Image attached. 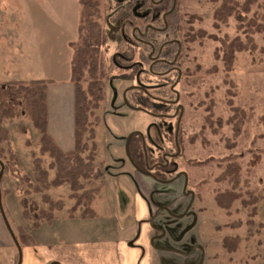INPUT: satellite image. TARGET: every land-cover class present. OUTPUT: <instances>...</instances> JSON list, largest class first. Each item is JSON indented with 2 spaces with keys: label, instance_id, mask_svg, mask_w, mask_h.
<instances>
[{
  "label": "rangeland",
  "instance_id": "374dc122",
  "mask_svg": "<svg viewBox=\"0 0 264 264\" xmlns=\"http://www.w3.org/2000/svg\"><path fill=\"white\" fill-rule=\"evenodd\" d=\"M42 1L0 0V82L45 76L52 79L51 85L48 86L50 117L47 128L50 135L66 149L72 146L68 61L71 56L70 44L75 42L79 6L75 0H68L70 3L65 0H46V3L49 2V13L53 16L60 13V18L54 17L60 20L57 22L47 19L44 31L39 30L34 23L37 2ZM98 1L99 13L102 16L100 24L105 28L108 40L102 50V63L105 65L107 76L102 85L101 103L93 111L98 120L94 125L95 156L92 163L98 176L82 183L85 189L96 188V191L91 193L93 204L99 205L102 201L101 193L107 198L112 194L114 199L108 202L107 212L103 214L108 217L114 215L116 222L122 225L120 227L128 229L119 235L130 236L133 222L131 214L127 212L130 206H127L126 200L130 199L135 187L136 190L139 189V185H133L130 173L132 164L127 160L124 143L128 133L135 130L144 131L146 123L152 119L148 113L129 106L122 99V91L128 86L131 78L123 77L127 71L112 67L109 58L119 50L127 53V56L131 53V60L135 61L138 51L134 47H128L125 41L116 35V26L121 25L124 13L117 11V6L113 7L111 0ZM243 1L237 0L239 4ZM215 5L213 0H178L176 13L179 19L175 24V37L181 41L182 56L179 60L187 74V83H181L179 88V97L184 104V117L178 142L180 154L177 158V169L184 171L187 176L184 190L186 194L181 192L184 180L180 182L174 178L171 182V186L174 185L172 196L180 199V203L176 205L180 208L179 213L171 215L169 211L160 209L151 217L149 224L160 228L163 233L161 237L152 240L154 245L177 249L179 252H186L200 245L201 256L199 251V257L194 264H259L260 260H255L254 257L263 252L264 244V0L251 1L248 12H240L245 17L238 21L231 15L226 17L224 22L214 20ZM250 16H253L254 23L250 25L252 30L248 34L251 39L248 40L241 29H246V20ZM240 23L243 24L238 27ZM256 23L261 25L259 32L253 30L258 29ZM119 31L121 33V28ZM214 35L216 38H212ZM231 38H237L238 46L240 44L242 48L233 51L225 69L224 57L228 54L226 43ZM121 74L123 76H118ZM233 104L242 108L245 113L240 134L236 139L231 137V126L226 120L232 112L230 105ZM208 110L211 111L212 122L205 121ZM217 117L218 124L215 121ZM0 129L6 132L5 138H0V147L8 148L16 155L17 178L11 177L8 172H3L1 176L4 178V191L8 194L18 191L20 195L16 196L17 200L8 196L10 205L14 206L13 209L10 207L12 220L6 215L12 231L15 233L17 229L22 230L29 237L28 232L48 220L43 216L33 217L32 212L37 213L38 210L50 212L51 217L75 213L81 215L82 205L73 207L74 200L67 198L70 190L65 183L57 186L58 189L50 186L44 191L49 199L60 201L59 209L49 208L41 201L40 192L33 193L28 189L23 178L26 176L32 179L30 161L32 155L37 154L38 131L30 126V121L23 111H20L18 116L2 119ZM226 139L227 143L234 139V145L225 147ZM255 153L259 159L248 168L247 160L249 161L251 154ZM231 155H235L241 163L240 180L247 181L253 194L259 195L253 204L258 212H254L252 216L249 215L251 205H241L240 200L232 202L228 215L213 203L214 191L227 186L223 182H215L213 178L219 172L222 158ZM46 161L47 158L43 157L41 165L45 167ZM119 167L122 168L118 169ZM141 176L144 179L148 177ZM158 184L164 189V193L170 191L171 187L165 182L159 181L156 185ZM187 194L193 195V200L188 196L183 203L182 199ZM161 198L164 200L167 196L160 194L157 197L163 201ZM245 199H248L246 193L242 195V200ZM30 201L35 206L33 211L29 210ZM88 206L90 208V203ZM2 207L5 212L3 204ZM173 208L178 210L177 207ZM21 210H26L27 215L23 216ZM247 219H250L249 223L246 222ZM260 220L263 225L256 228L255 224ZM231 222L234 223L231 225ZM156 232L158 236L161 234ZM225 234L238 235V245L232 252H228L219 243ZM198 250L199 248H195L192 254ZM178 257L183 260L182 256ZM176 264L183 263L179 261Z\"/></svg>",
  "mask_w": 264,
  "mask_h": 264
},
{
  "label": "trees",
  "instance_id": "16d2710c",
  "mask_svg": "<svg viewBox=\"0 0 264 264\" xmlns=\"http://www.w3.org/2000/svg\"><path fill=\"white\" fill-rule=\"evenodd\" d=\"M212 1V0H211ZM216 5L213 7L214 20L224 22L225 18L229 15L233 16V19L238 21L243 16L240 12H248V6L253 0H244L239 4L237 0H213ZM79 9L77 11L78 21L76 23V36L75 42L71 43L70 48V60H69V73L68 78L70 81V102H71V127H72V146L69 150L64 151L59 148L56 142L49 135L46 122V85L49 82L48 79H8L5 82H0V121L10 118V116H18L20 111L26 115L30 121V126L38 131L36 146V155H32L30 164L32 165V179L24 177L28 189L37 193L40 192V199L48 207H56L59 209L60 201L58 199H49L47 194L44 193L50 186L57 187L62 183H65L70 190V194H67V198L74 200L73 207L76 205H82L81 215H93V212L89 208L91 193L96 191V188L85 189L83 187V181L95 179L98 175L94 170L92 159L95 156V142H94V125L96 124L98 117L93 113L96 108L99 107L103 89L102 85L106 79V68L102 63L103 54L102 50L106 46L108 40L106 36L105 28L102 26L99 13L98 0H75ZM241 14V15H240ZM253 16H250L246 20V29L241 31L246 34L247 39H251L250 25H253ZM253 21V22H252ZM217 26V23H215ZM243 23L238 25L242 26ZM258 29H253L255 32H259L261 25L256 23ZM250 28V29H249ZM212 38H216L215 35ZM238 39L231 38L226 43V54L224 57L225 69L230 62V56L234 50L242 48L238 46ZM243 44V43H242ZM125 78H129L124 76ZM128 100V98H127ZM230 99L228 100V104ZM232 110L231 114L227 117V122L230 124L231 137L236 139L240 134V127L242 124V118L245 113L242 108L238 106L230 105ZM208 115L205 117V121H211V111L208 110ZM219 118H215L217 124ZM264 134V133H263ZM263 134H260L263 136ZM6 132L0 129V138H5ZM129 141L126 144L128 158L133 165L138 166L136 163L137 156L141 154V148L136 141V135L133 133L129 136ZM234 139H231L230 143L225 140V147H231L234 145ZM43 157L47 158L45 167L41 165ZM0 159L3 166V172H8L11 177L17 178L16 171V155L8 148L0 147ZM259 156L257 153L251 154V158L247 160L248 168L253 164H256ZM223 163L219 165V172L213 178L215 182H223L227 186L220 190H215L213 195V203L218 208H222L225 215H228L230 211V205L234 200H240L241 205L250 204L251 209L249 215L252 216L255 210L253 205L259 195H254L248 188L247 181H241V169L240 162L236 159L235 155L225 156L222 158ZM203 162V161H201ZM200 162V163H201ZM205 162V161H204ZM139 168V166H138ZM140 169V168H139ZM51 170V171H50ZM152 174L153 177L159 180L160 178L167 179L170 176L166 174ZM1 172V176L3 174ZM49 172V173H48ZM164 176V177H163ZM243 188V190H242ZM79 190V192H78ZM29 191L27 190V193ZM1 193V191H0ZM248 195V199L242 200L243 194ZM23 203V202H22ZM24 204V203H23ZM30 211H33L35 207L30 201ZM3 210V209H2ZM20 213L26 216V210H21ZM4 215L6 213L4 212ZM33 217L43 216L45 219H50V212H42L38 210L37 213L32 212ZM7 218V217H6ZM246 222H250L247 219ZM231 222L229 224H233ZM14 238L17 239L19 246L27 244L30 238L22 230L17 229L14 233ZM238 235H223L220 238L219 243L228 252H232L236 249ZM16 253L12 257L11 264H15Z\"/></svg>",
  "mask_w": 264,
  "mask_h": 264
},
{
  "label": "crops",
  "instance_id": "0c3cea01",
  "mask_svg": "<svg viewBox=\"0 0 264 264\" xmlns=\"http://www.w3.org/2000/svg\"><path fill=\"white\" fill-rule=\"evenodd\" d=\"M65 1L70 3L68 0ZM55 3L58 4V2ZM48 4L49 2L46 3V0L37 2L38 8L37 12H35L34 14V23L39 30L43 29L45 31V24L47 23V19L48 21L57 20V22L60 20L54 18L55 16L57 18H60V13H57V15L54 16L49 13L50 11L48 10ZM69 41L70 40H68L67 42L69 43ZM17 62H19V60ZM37 79L49 80L46 85L45 98V104L47 107V128L50 117L48 116V109L50 106L48 86L51 85L52 79H50L48 76L39 77ZM69 103L71 104V102ZM55 111H57V109ZM47 131L50 135L51 133L49 131V128H47ZM50 136L52 137V135ZM52 139L56 142L58 147L63 149L64 151L71 148L70 146V148L64 149L60 146L61 144H59L53 137ZM122 167L125 166L122 165ZM122 167H119L118 169ZM130 170V173H132L133 177V185H139V189L136 190L135 187V189H133V192H131L130 199L126 200L127 206H130V209H128L129 211L127 210V212L131 214V220L133 222V229L130 236L119 235V233H121L122 231H128V229L126 227H120L122 225L116 222L114 215L108 217L103 214L105 211L107 212L106 209L109 205L108 202L113 200L114 198H112V194L111 196H109V198H107L105 194L101 193L100 195L103 196V199L101 202H99V205L93 204L92 202L94 198L92 196L90 197L91 200L89 203L93 215L82 216L78 213L71 215L63 214L57 217L53 215L50 220H47L44 223L42 222L32 230L30 229L31 231L28 232L30 241L25 245L19 246L20 257L18 263L176 264L179 263V261H181L183 264L196 263L199 257V250L195 254H192L193 252H191L186 255H180L177 252H170L164 249L161 250L159 248L165 246L160 247V245H154L152 241L158 238L155 237L158 236V233L149 224V217L153 215L157 209V212L160 209H165L171 214L179 213L180 208L176 205L180 203V199H176L175 195L172 196V194L174 193V189H172L174 185L172 187L171 182L175 177L170 181L165 182L171 188L170 191H166L164 193V189L161 188L160 184L156 185L160 180L156 181L153 177H151V175L138 172V170H136L133 166ZM141 175L148 177L147 179H144ZM1 179L0 200H2L6 215L8 214V218H11H9V220H12L13 214L11 215V209H13L14 206L10 205L8 196H12L15 200H17L16 196L20 195H18V191H14L13 194L6 193V191H4L5 187H3L4 178L1 177ZM175 179H177L178 181L180 180V178ZM161 182L163 181H160V183ZM50 188L58 189V187L56 188L53 186H51ZM160 194H164L165 196H167V198H165L164 200L163 198H161L164 202L157 199ZM187 197L188 195H186V197L182 199L183 203L185 202ZM96 199L98 200V198ZM156 199L158 201H156ZM7 200L8 203H6ZM16 203L17 202H15V205ZM10 207L12 208L10 209ZM173 207H177L178 210ZM15 211H17V209ZM257 212L258 211H256L255 214H257ZM100 219H102V221L106 225L102 223ZM2 221L3 220L0 216V264H11L12 257H14L15 253L17 255V251L14 248V244L8 236L7 229L6 227H4ZM9 222L10 221H8V223ZM8 225H10V223ZM255 225L256 228L262 226V220L258 221ZM12 234L14 235V232ZM151 237H153L151 240L153 245L149 243ZM258 243L259 242L256 243L257 246L259 245ZM262 250L263 252H261L260 254H256L254 257L255 260H260L259 264H264V244L262 245ZM178 256H182L183 260H179Z\"/></svg>",
  "mask_w": 264,
  "mask_h": 264
},
{
  "label": "flooded vegetation",
  "instance_id": "af4514ba",
  "mask_svg": "<svg viewBox=\"0 0 264 264\" xmlns=\"http://www.w3.org/2000/svg\"><path fill=\"white\" fill-rule=\"evenodd\" d=\"M111 1L113 7L117 6V11L124 13L121 25L116 26V35L138 52L134 61L131 53L127 56L118 50L109 62L114 68H123L127 71L126 77L131 78L121 94L124 102L148 113L152 119L146 123L144 131L128 133L126 142L131 134L137 136L141 154L137 156L136 163L145 173L159 174L155 170L160 169L161 174L170 177L159 179L166 181L175 177L181 181L184 179L185 183V172L177 169L178 142L184 117L179 88L181 83H187V74L179 60L182 56L181 41L175 37V24L179 19L176 13L178 0ZM166 143L170 145V151ZM187 195L192 201L194 196Z\"/></svg>",
  "mask_w": 264,
  "mask_h": 264
},
{
  "label": "water",
  "instance_id": "95a60500",
  "mask_svg": "<svg viewBox=\"0 0 264 264\" xmlns=\"http://www.w3.org/2000/svg\"><path fill=\"white\" fill-rule=\"evenodd\" d=\"M126 140H127V137H126ZM125 143H127V142H125ZM124 143V149L126 150V157H127V160L128 161H130L129 160V158H128V153H127V149H126V144ZM130 163L132 164V162L130 161ZM132 166L136 169V170H138V172H140V173H144V174H149V175H151L149 172H144L143 170H141V169H139L138 168V166H136V165H133L132 164ZM1 172H3V166H2V163H1V159H0V175H1ZM179 175H177L176 177H178ZM151 177H153L152 175H151ZM184 177H185V174H184ZM156 181H163V182H167V181H170V180H163V179H157V178H155V177H153ZM184 180V179H183ZM184 183V182H183ZM185 190V183H184V186H183V188H182V194H186V192L184 191ZM0 197H1V193H0ZM2 203H0V216H1V219L3 220L2 221V223H3V225H4V227H6V229H7V234H8V236L10 237V239L12 240V242H13V246H14V248L16 249V251H17V257H16V260H15V264H19L18 263V261H19V257H20V251H19V243H18V241H17V239H15L14 238V236H13V232H12V230H11V227H9V225H8V223H7V218H6V215H4V212H3V210H2ZM158 210V209H157ZM157 210H156V212H157ZM156 212H154V214L153 215H151L150 217H149V219H148V221L151 223V221H150V219H151V217L152 216H154L155 214H156ZM171 214V213H170ZM172 215V214H171ZM153 229L155 230V231H158L159 233H161L159 236H155V237H161L162 235H163V233H162V230L160 229V228H154L153 227ZM152 238L153 237H151L150 238V240H149V243L151 244V245H153L152 244V242H151V240H152ZM195 248H199V251H200V256H201V250H202V248H201V246L200 245H198V246H194L191 250H189V251H186V252H179L177 249H169V248H166V247H162V248H159V249H164V250H166V251H170V252H177L178 254H180V255H186V254H188V253H191L192 251H194V249Z\"/></svg>",
  "mask_w": 264,
  "mask_h": 264
}]
</instances>
